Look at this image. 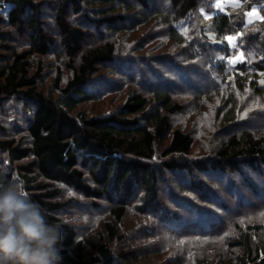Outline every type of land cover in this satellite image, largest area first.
Masks as SVG:
<instances>
[{"label": "trees", "instance_id": "obj_1", "mask_svg": "<svg viewBox=\"0 0 264 264\" xmlns=\"http://www.w3.org/2000/svg\"><path fill=\"white\" fill-rule=\"evenodd\" d=\"M254 6L260 7L264 17V0H248L218 13L213 25L220 42L215 44L206 33L202 12L212 11L211 0H0V153L10 171L0 169V184L16 178L30 199L41 205L47 220L60 223L61 264H158L147 261L149 254L140 251L143 246L138 247V240L124 244L127 236L121 227L130 207L145 217L155 214L163 224L164 211L188 202L183 194L195 196L196 189L201 196L210 195L215 185L212 175L230 185L228 196L215 191L210 195H216L214 203L205 199L209 205H253L243 198L240 180L246 183L250 197L264 202V128L253 125L255 120L240 131L243 123L238 114L243 103L252 102L258 105L251 110L253 121L264 118V87L257 83L264 73V19L244 23L245 12ZM142 28L153 36L140 44L141 49H155L146 46L156 41L154 29H159L168 43L183 47L195 63L206 61L202 81H208V89L201 93L205 100L218 101L215 118L221 127L238 129L215 150L213 159H188L194 139L174 126V117L186 102L171 91L166 75V87H161V77L155 79L160 74H152L149 90L130 91L124 104L108 116L89 117L81 110L105 95L103 89L109 90V83L100 82L106 72V76H119L114 66L123 56L117 40L125 41ZM227 36L239 37L237 47L244 57L234 67L221 59L236 54ZM51 54L56 59L49 63ZM132 61L140 70L142 60ZM167 63L183 82L191 84L175 58ZM46 69L57 73L50 92L44 88ZM154 82L158 87L153 88ZM247 171L257 172L260 183L247 180ZM168 175L180 181L170 193L176 201L171 207L164 206L160 189L169 182ZM181 175L188 177L189 185L181 186L185 183ZM82 203L109 212L96 236L81 235L84 228L75 207H83ZM190 210L198 220H172L169 225L178 235L196 222L208 225L203 221L204 208ZM68 211L79 220L66 219L63 215ZM232 221L222 223L221 230L211 225L212 232H198L205 239L218 236L223 241L219 259L203 253L189 264H264L260 259L264 242L257 243L261 238L264 241L263 221L256 219L247 225L241 220L242 224L235 223L230 229ZM146 243L149 247L144 250L152 252L156 241Z\"/></svg>", "mask_w": 264, "mask_h": 264}, {"label": "rangeland", "instance_id": "obj_2", "mask_svg": "<svg viewBox=\"0 0 264 264\" xmlns=\"http://www.w3.org/2000/svg\"><path fill=\"white\" fill-rule=\"evenodd\" d=\"M246 1L248 0H219L221 6L217 7V0H211L212 11L206 12L207 10H202L205 17L206 33L212 42H214L215 44H218L220 42L218 39L217 30L213 25L215 16L218 13H224L229 10L236 9L239 6L243 5ZM250 12L252 13L251 16L248 15V13ZM262 17L263 16L260 7L254 6L245 12L244 23L248 25L262 20ZM145 30L147 29L142 28L137 35L126 37L125 41H121L120 39L117 40V42H120L121 45L120 52L122 53V56L132 59H123V57H121L120 61H118V63L114 66L115 68H117L116 70L119 76H106L109 73L106 72L102 80L99 79L101 80L100 82L109 83L107 85L109 86V90L103 89L106 94L103 96L95 97L94 100L82 106L81 110L86 112L89 117L108 116L124 104L130 91H146L145 89L149 90V87L152 85V81L154 79L152 77V74L153 76L156 74H160L158 78L155 79L158 80L161 77L163 80L162 83L164 84L161 87H166L164 77V75H166V81H168L170 86L169 88L173 89L171 91L174 92L175 95L177 94L178 96H180L179 98L186 102V106L183 111L174 117V126L175 128L182 129L187 134L191 135L194 139L195 144L188 159L192 161H208L209 159H213L215 150L220 147L221 143L226 140V138L237 132L238 129L221 127L215 118L216 109H218V101L205 100L204 95H202L201 93L202 91H206L208 89L206 86L208 84V81H202V75L204 74V69L202 67L205 66L206 61L202 60L203 64L195 63V61L189 58L188 51L183 50V47H177L171 43H168L167 38L164 35L165 33H163L159 29H154V32L158 33L155 38L156 41L151 42L146 46V48L155 46V49H153L152 51H150V49H141L140 44L150 42L151 37L153 36L148 30ZM94 40L95 39H93V41ZM164 42L167 43L166 48H163V46L165 45ZM226 42L229 45L227 40ZM235 43L237 45V40L235 41ZM230 48L235 50L236 54L242 53V51L238 47L233 48L230 46ZM174 58L176 63H179L182 66V69L184 68L183 71H185V74L190 76L189 78L191 79V84L188 85L187 83L183 82L180 79V73H176L173 65L167 63L168 59L170 60ZM55 59V54H51L46 61L51 63L54 62ZM133 59L142 60L143 65L140 67V70H138V68L134 65L135 62L132 61ZM122 65H124V67H121ZM46 66L51 67V64H48ZM63 71L64 73H67L66 68H63ZM47 72L46 84L44 88L47 92H50L52 91L57 73L56 71L51 72V69H48ZM108 78L112 81L109 82ZM148 79L150 80V82L148 81ZM116 81L119 82V84ZM153 84V88H155L158 87L159 83L154 82ZM242 106V113L246 108H251L253 111L258 109V105L252 102L246 104L243 103ZM253 111H249L248 116L245 118H242L241 116L239 117V121L243 123V125L239 129L240 131L245 129V124L247 122H255V120L257 121L256 123H253V125H257L259 128H264V118H262L261 121H259L258 119H254L253 121L251 115ZM3 135L6 136V134ZM4 165H8V162L4 154L0 153V169H6ZM6 170L7 173H10L8 169ZM167 177L169 178V182H167V184L165 185L162 183L160 187L162 192L161 199H163L164 206L171 207V204L176 203V201L173 198L174 196H170V193L173 188L176 189V187H178L177 184L180 185V181L178 182L176 179L171 178L170 175H168ZM181 178H183L185 182L181 186L189 185L188 177L186 175H181ZM210 178L215 184L214 187H212V193H210V195H212L215 191V194H217V192L219 191V196L229 195L228 187L230 185V182L224 183L223 181H220V179L215 175H212ZM234 178L235 180H240V178L238 177ZM246 178L250 182L256 181L257 183H260L262 177L257 172L247 171ZM13 179L16 182H19L18 180H16V178ZM170 179H172L174 183H172ZM239 182L242 192L248 199H246L245 197L243 198L246 200V202L248 200L251 203L254 202L253 205L247 202L243 205V207L237 208V206L233 204L234 202L228 203L229 205H227V207L224 206L223 203L218 204V202H216L217 207L211 206L205 202V199H208L209 201H212L214 203L216 195L214 194L211 197L210 195L201 196L200 193L195 189V196L198 195V198H196L193 194H183V199L187 200L188 202L182 204L179 208L173 207L164 211V218L162 219V221L164 220L163 224L162 222H160V218L158 219V216H156L155 214L152 213L153 217L151 215L145 217L140 215L137 211L130 207V214L126 217L125 222L121 227L122 234H126L127 236L126 242L124 244L131 245V242H129L130 240H138L136 241L139 242L138 247L143 246V250L140 251L146 255L149 254L148 257L150 259H147V261L151 260L152 262L158 264H176V262H178L179 260H185L186 264H189L190 260L194 256V259H199L203 257V253H210L212 255L211 257H213L214 260H218L219 255L222 253L220 247H222L223 241L217 240L219 239L218 236H209L207 239H205L204 236H199L201 234H199L198 232L209 233L212 232L213 229L221 230L223 228L222 223L227 224L230 222V220H234L232 221V224L230 223L231 225H229L230 229L235 223L242 224V221H244L248 225L255 223L251 221L261 219L264 223V216L260 215L261 213H264V202L259 201V199L250 197L249 190L244 185L246 183L241 180ZM167 186L170 187V191H167ZM235 188L236 185L233 191H235ZM135 198L136 196H133L130 201L133 202ZM82 204L83 207H75V209L79 211L77 216L82 220L81 223L83 224L84 228L80 229L84 231L81 235L86 236L87 234H92L96 236L102 230V226L105 220L109 219V212L104 208L95 210V208L87 205L88 203ZM190 207L204 208L205 211L203 221L207 222L208 225L203 226L202 222L201 224H198L196 222L195 227L180 230V232H183L181 233V235H178L177 231L170 229L171 226L169 225L172 220L181 222L185 220H193L194 222V218L196 217H194V215H192V213L190 212ZM249 207L250 209H246ZM63 216H65L66 219L72 216V220H79L78 218H75L72 212L69 211L66 212ZM165 219H168V222ZM196 220L198 219L196 218ZM211 225H215V227L213 226L212 229ZM148 229H150L149 231L153 230L154 233L150 234L149 232H147ZM255 238L257 239V237ZM153 241H156L154 250L152 252L144 250L145 246H148V243L146 242ZM263 242L264 241L261 238V240H259L257 243L262 244ZM193 246L197 248L200 247V249L196 251L195 249H193ZM187 251L191 252L185 255ZM155 252L159 253L160 256H157ZM237 252L239 253V250L232 253L234 254ZM260 259H264V251H262Z\"/></svg>", "mask_w": 264, "mask_h": 264}, {"label": "clouds", "instance_id": "obj_3", "mask_svg": "<svg viewBox=\"0 0 264 264\" xmlns=\"http://www.w3.org/2000/svg\"><path fill=\"white\" fill-rule=\"evenodd\" d=\"M60 223H50L23 183L0 184V264H61Z\"/></svg>", "mask_w": 264, "mask_h": 264}, {"label": "snow or ice", "instance_id": "obj_4", "mask_svg": "<svg viewBox=\"0 0 264 264\" xmlns=\"http://www.w3.org/2000/svg\"><path fill=\"white\" fill-rule=\"evenodd\" d=\"M220 6H221V5H220V2H219V0H217V7H220ZM248 15L251 16L252 13L250 12V13H248ZM261 19H264V17H262ZM249 22H251V21H249ZM240 35H242V34H240ZM238 38H239L238 36H227V37H225V39L228 41L229 45H230L231 47H233V48H236V47H237L235 41H236ZM221 59H227V63L230 64V65H232L233 67L235 66L236 63H238V62H243V61H244L243 53H239V54H236V55H233V56H229V57H227V58H221ZM241 75H243V73H241ZM259 75H260L262 78L259 79V80L257 81V83H258L261 87H264V73H260ZM251 110H252L251 108H246V109L244 110L243 113H239V112H238V114H240L242 118H245V117L248 116V113H249V111H251ZM69 194L71 195L72 193L69 192ZM260 215H261V216H264V213H261Z\"/></svg>", "mask_w": 264, "mask_h": 264}]
</instances>
